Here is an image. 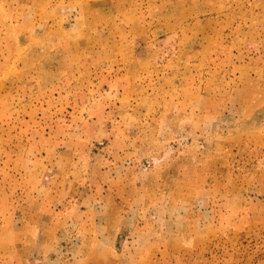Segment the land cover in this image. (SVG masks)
I'll return each instance as SVG.
<instances>
[{"label": "rangeland", "instance_id": "rangeland-1", "mask_svg": "<svg viewBox=\"0 0 264 264\" xmlns=\"http://www.w3.org/2000/svg\"><path fill=\"white\" fill-rule=\"evenodd\" d=\"M0 264H264V0H0Z\"/></svg>", "mask_w": 264, "mask_h": 264}]
</instances>
